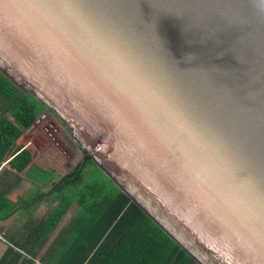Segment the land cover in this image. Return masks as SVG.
<instances>
[{
    "label": "water",
    "instance_id": "1",
    "mask_svg": "<svg viewBox=\"0 0 264 264\" xmlns=\"http://www.w3.org/2000/svg\"><path fill=\"white\" fill-rule=\"evenodd\" d=\"M0 72L197 264H264V0H0Z\"/></svg>",
    "mask_w": 264,
    "mask_h": 264
},
{
    "label": "trees",
    "instance_id": "2",
    "mask_svg": "<svg viewBox=\"0 0 264 264\" xmlns=\"http://www.w3.org/2000/svg\"><path fill=\"white\" fill-rule=\"evenodd\" d=\"M0 77V163L7 161L8 171H13V176H7L11 177L8 184L0 185V236L8 244L0 264H31L37 256L45 264H197L130 201L90 155L84 154L73 170L51 183L30 165L15 141L47 111L32 95ZM20 179L42 191L34 193L25 206L8 198L12 184ZM43 204L55 207L37 219L35 212ZM73 207L68 224L50 242ZM15 215L23 217L20 226L5 232L1 223Z\"/></svg>",
    "mask_w": 264,
    "mask_h": 264
},
{
    "label": "rangeland",
    "instance_id": "3",
    "mask_svg": "<svg viewBox=\"0 0 264 264\" xmlns=\"http://www.w3.org/2000/svg\"><path fill=\"white\" fill-rule=\"evenodd\" d=\"M0 74L3 76L2 72ZM1 79L0 77V82ZM15 144L30 159V163L49 178L50 183L58 181L66 173L73 170L74 166L85 154L76 143L75 138L71 134V129L57 115L51 112H45V114L38 117L35 123L18 137ZM0 172H3L2 168H0ZM48 187L49 183L48 186L43 188L47 189ZM19 188L23 189L24 197L32 193L34 189L29 192V188H32V186L27 183H22ZM54 207L55 205L49 207L41 205L35 213L36 218L40 219L47 216ZM72 215L71 209L68 213V222L70 220L69 216ZM67 220L65 219L61 225L67 224ZM54 237H51L50 242L53 241Z\"/></svg>",
    "mask_w": 264,
    "mask_h": 264
},
{
    "label": "crops",
    "instance_id": "4",
    "mask_svg": "<svg viewBox=\"0 0 264 264\" xmlns=\"http://www.w3.org/2000/svg\"><path fill=\"white\" fill-rule=\"evenodd\" d=\"M30 165H33V164H31V163H29ZM7 167V169H5ZM34 167H36L35 165H34ZM0 168H2V170H3V172H0V185L1 186H5V185H7L8 184V181L10 180V178H8L7 179V176L9 175V176H13V171L11 170V172H9L8 170L10 169V166L8 165V163H7V161H3V162H1L0 163ZM37 168V167H36ZM38 169V168H37ZM6 170V171H5ZM39 170V169H38ZM40 171V170H39ZM44 176H45V174L42 172V171H40ZM21 177L23 176V174L24 173H18ZM67 174V173H66ZM65 174V175H66ZM45 177H47V176H45ZM48 180H49V178H48ZM50 182V181H49ZM22 183H27V184H29V186H32V188H29V192L32 190V193H29L28 194V196H26V197H24V193H23V189H21V188H19L20 187V185L22 184ZM38 191V189H37V187H35L33 184H31L29 181H27V180H25V179H20L17 183H13L12 184V188L10 189V192H9V194H8V198H9V200H11L12 202H14V203H16V204H18V205H20V206H25V203L27 202V200L31 197V196H33V194L34 193H36ZM43 205H45V204H43ZM45 206H48V205H45ZM49 207V206H48ZM40 208V207H39ZM38 208V209H39ZM37 209V210H38ZM73 210H74V207H73V209H72V212H73ZM36 213V212H35ZM73 214H74V212H73ZM35 217H37L36 216V214H35ZM70 218L72 217V216H69ZM69 218V219H70ZM21 219H23V217H20V216H13L12 218H10L9 220H7V221H5V222H2L1 223V227H3L4 229H5V232H9V231H13V230H15V229H17V227H19L20 226V221H21ZM67 220L68 219V213L66 214V216H65V218H64V220ZM64 220L62 221V223H64ZM67 222H68V220H67ZM61 223V224H62ZM68 224V223H67ZM67 224H65V225H67ZM65 225H60L59 226V228H58V230L54 233V236H56L57 235V233H58V231L62 228V226H65ZM50 245V243H48L47 245H45L44 247H43V249H41V251L39 252V254H41L45 249H47V247ZM7 247H8V244L6 243V240L2 237V236H0V258L2 257V255L4 254V252H5V249H7ZM188 256V255H187ZM189 257V256H188ZM189 258H191V257H189ZM32 259H33V262L31 263V264H35V262L34 261H40L39 259H38V256L37 257H32Z\"/></svg>",
    "mask_w": 264,
    "mask_h": 264
},
{
    "label": "built area",
    "instance_id": "5",
    "mask_svg": "<svg viewBox=\"0 0 264 264\" xmlns=\"http://www.w3.org/2000/svg\"><path fill=\"white\" fill-rule=\"evenodd\" d=\"M34 262H35V264H45V263H43L41 261H34Z\"/></svg>",
    "mask_w": 264,
    "mask_h": 264
}]
</instances>
